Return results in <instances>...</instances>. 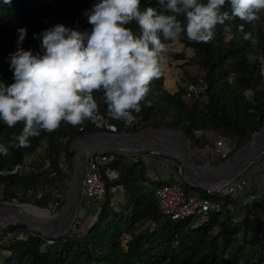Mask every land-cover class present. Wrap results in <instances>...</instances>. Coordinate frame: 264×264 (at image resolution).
<instances>
[{"label": "trees", "instance_id": "16d2710c", "mask_svg": "<svg viewBox=\"0 0 264 264\" xmlns=\"http://www.w3.org/2000/svg\"><path fill=\"white\" fill-rule=\"evenodd\" d=\"M97 2L9 0L5 3V0H0V82L5 85L14 83L9 57L17 50L18 29L27 30L21 47L36 54L41 51V41L34 39V34L40 35L57 24L77 31H91L92 25L84 12ZM149 5L158 7L157 0H141V10ZM224 10L230 11L228 3ZM240 25H244V32L254 34L255 43L243 38ZM127 27L139 33L135 21ZM177 41L194 52V57L186 64L197 68L200 77H188L187 80L198 84L201 78L207 86L203 93L207 100H186L185 86L171 93L165 88V78L161 73L149 86L150 91L141 102V112L133 113L135 124L127 127L123 119L108 118L107 105L101 100L102 92L94 93L100 114L107 121L103 127H97L88 120L86 129L79 132L80 125L61 122L56 131H41L39 136L30 138L27 147H11L8 156L0 155V171L8 170L10 173L0 176L4 201L16 199L15 190L37 189L41 185H48L52 190L68 181L75 158L72 144L86 135L109 133L108 125L114 126L113 133L117 134H134L151 127L181 130L195 146L201 145L195 135L197 131H213L224 138L236 139L237 149L263 131L262 27L256 21L247 23L233 17L214 29V37L208 43L190 41L186 33ZM232 75L234 80L231 83ZM247 91L252 92L251 99L247 98ZM23 127V122L9 128L0 121V143L11 144ZM44 145L47 156L39 157L34 170L24 172L27 159ZM114 153L116 159L111 167L119 173L120 180L113 183L107 180L105 201L100 205L96 221L88 225L84 233L52 240L25 225L6 226L2 228V236L9 233H16V236L8 245L11 255H0L1 264H264V219L253 218L233 197L221 198L217 193L191 187L180 178L187 196L222 200L225 202L223 210L211 213L204 223L197 219L161 220L154 191L161 182L151 181L150 187H146L144 182L148 181V169L144 160L134 162L125 154ZM63 159L67 172L60 167ZM118 186L123 188L124 204L115 208L110 190ZM51 195L47 191L44 198ZM18 201L29 203L22 199ZM41 203L42 200L34 202L38 206ZM230 205L234 207L233 211ZM235 216L241 217L240 224L232 223ZM149 220L159 223L157 229L141 231Z\"/></svg>", "mask_w": 264, "mask_h": 264}, {"label": "clouds", "instance_id": "9594fccd", "mask_svg": "<svg viewBox=\"0 0 264 264\" xmlns=\"http://www.w3.org/2000/svg\"><path fill=\"white\" fill-rule=\"evenodd\" d=\"M226 3L230 11L224 10ZM157 5L141 10V0H98L84 12L91 31L57 24L34 34L41 41L36 54L21 47L27 30L18 29L17 50L9 57L14 83L0 82V121L24 127L11 144L0 143V155L27 147L30 138L56 131L61 122L106 125L94 93L102 92L112 118L131 123L167 62L169 45L162 38L176 41L186 33L190 41L208 43L218 25L233 17L252 23L264 11V0H157ZM133 21L139 33L127 27ZM239 31L255 43L244 25Z\"/></svg>", "mask_w": 264, "mask_h": 264}, {"label": "built area", "instance_id": "2783aa9c", "mask_svg": "<svg viewBox=\"0 0 264 264\" xmlns=\"http://www.w3.org/2000/svg\"><path fill=\"white\" fill-rule=\"evenodd\" d=\"M259 25L264 30V20ZM167 42L174 45V43L178 41L176 40ZM180 47H182L180 52L186 53L189 51L190 53V55L187 53V57L189 59H186L183 63L188 62L194 57V52L191 49L185 48L183 44L180 45ZM166 57L167 62L164 65L162 75L167 81L168 75L170 74L172 77L174 72L177 71L176 69L178 63L173 60V58H169V56ZM186 71V68H181V70L178 71L176 78L178 83H181V80H187ZM233 80L234 75L230 77V82L232 83ZM198 82V84H193L187 80V82L182 85L187 88V94L185 96L186 100H207V97H203V93L207 86L201 78H199ZM246 96L248 99H251L253 94L251 91H247ZM135 122L136 119H134L131 123L125 122V125L127 127H132ZM110 127L113 129V131L115 130L114 126L108 125V128ZM84 129H86V125L80 124L79 132L83 131ZM195 135L199 140L203 139L205 142V148L201 149L202 152L199 155L204 157L202 162H205V164L213 163L214 165H218L221 161L225 162L229 160L238 150V143L236 139L224 138L216 132L197 131ZM114 152L115 151L102 152L92 150L89 151L85 157V170L80 188V196L87 202L94 201L98 204L97 213L96 215L90 217L91 221L89 225L96 221V216L100 210V205L105 201L107 194V180L110 183L120 180L119 173L111 167V164L116 159V154ZM42 155L47 156L46 145H44L43 148H41L37 153L31 155L27 159L23 171L29 172L34 170L36 168L34 163ZM132 160L137 162L139 159L138 157H134ZM142 160L145 161V159ZM255 165H257L258 168L253 182L244 176V172L248 167H250L248 166L246 170L243 171V173L230 180L220 191L216 193L221 198L227 196L233 197L239 202V205L245 208V211H247L253 218L264 219V178L260 176L264 173V152L261 153ZM60 167L64 172L68 171V167L64 163V160L60 162ZM167 168H165L162 174L155 172V170H149L147 172L148 181L144 182L146 187H150L149 185L151 181L161 182V185L157 186L154 190L160 210L161 220L169 219L172 221H185L187 219H197L199 223H204L209 218L211 213H218L223 210L225 202L222 200L214 201L211 198H204L194 195L187 196L182 189L180 175L171 172V170H167ZM112 189L123 193L122 186L111 188V190ZM47 191L48 185H41L37 189L15 190V195L17 198L13 201L18 202V199L26 200L29 203L39 201L44 198V195ZM3 192L4 186H0V201H4ZM123 201L124 195H120L118 198L113 197L114 207L118 208L119 204H122ZM56 204L59 206V203ZM229 208L231 211L234 210L232 205H230ZM82 213L84 214V212ZM232 223L235 225L240 224L241 217H233ZM158 225L159 223L157 221L149 220L141 228V231L146 229L151 231L155 230L157 229ZM15 236L16 233H9L7 236L0 237V255H11V250L8 249V245L12 240H14Z\"/></svg>", "mask_w": 264, "mask_h": 264}, {"label": "water", "instance_id": "95a60500", "mask_svg": "<svg viewBox=\"0 0 264 264\" xmlns=\"http://www.w3.org/2000/svg\"><path fill=\"white\" fill-rule=\"evenodd\" d=\"M156 134H165V135H177L181 137V141L183 146H178L173 141L168 142L167 148H173L178 151L182 159L173 157L169 154L162 153V152H156L153 150H150L158 155L167 157V158H174L180 162L179 167V174L181 175L184 183L191 187L195 188H201L207 190L209 193H216L220 191L230 180L233 178H236L238 175H240L245 169L242 168L238 172L235 173V175H231L230 173L226 174L223 170L225 167L233 163L234 161H237L250 147V145L255 140L256 136L264 135V130L259 132L258 134L254 135L252 139L243 147L237 150V152L227 161L223 162L222 164H219L218 166L214 167H207L203 165H196L194 164L190 159V140L188 136L185 134V132L181 130H174L170 128H161V129H147L139 133L129 134V133H97L92 135H86L78 140H76L71 147V151L75 153V158L73 162V174L70 181V187L67 192V202L64 206H67L69 195L71 192V187L75 183L78 175L79 169H82V180L85 170V157L89 151L97 150L102 152L107 151H116V152H122L126 153V148L135 149V150H141L145 149L147 147H144V144H140L139 141L141 139H152L154 135ZM148 149V148H147ZM135 156L136 154H132ZM216 177H212L214 174H216ZM190 177H197V178H203V177H209L212 178L211 182L215 184L214 188H207L205 186H202L200 184H193L188 179ZM81 180V184H82ZM81 188V185H80ZM79 195H80V189L77 190L76 193V205L78 207L79 204ZM22 206H29L34 209L41 210L40 207L32 205L30 203H10V202H2L0 203V211L1 209H7L12 208L13 214L11 213V216H2L0 218V227L5 226H11V225H25L28 227V229L40 233L44 235L45 237L49 239H57L62 236H65L66 234L63 232H58V230H55V225L51 220L46 221L44 218H39L35 216H31L30 213H27L26 211H23L22 209L19 211L17 208ZM20 209V208H19ZM63 209V211H64ZM48 210V209H47ZM77 210V209H76ZM49 211V210H48ZM63 211L61 213H63ZM50 212V211H49ZM60 213V214H61ZM59 214V215H60ZM75 216L72 218L70 222V226L72 222L74 221ZM4 222L6 224H4ZM69 226V227H70Z\"/></svg>", "mask_w": 264, "mask_h": 264}, {"label": "rangeland", "instance_id": "374dc122", "mask_svg": "<svg viewBox=\"0 0 264 264\" xmlns=\"http://www.w3.org/2000/svg\"><path fill=\"white\" fill-rule=\"evenodd\" d=\"M259 16H260V18L256 21L258 26L264 20V11H262L259 14ZM227 38H230V35H228ZM162 42L167 43V44H171V43H168L167 41H162ZM179 46H180L179 42L174 43V45L171 44V46L169 45V48H170L171 52L165 54L166 56H169V58L170 57L173 58V60H175L178 63L177 69H176L177 70L176 71V77H177L178 71L181 70V68H186L187 69V71H186V77L187 78L188 77L193 78V77L200 76L199 70L197 68H193V67L189 66L188 64H186L187 62L183 63L186 59H189L187 57V53H188V55H190V53H189V51H187L186 53L179 52V50L176 49ZM260 61L262 63V76H263V80H264V72H263V70H264V60L260 59ZM181 81H182L181 83L177 82V87L174 88V89H177V91H178L179 87H181L184 83L187 82L186 79L185 80H181ZM166 82L167 81L165 80V88L168 89L169 91H171V89H169L166 86ZM172 91H173V89H172ZM107 116H108V118H112V116L110 114H108ZM87 123H88V120H85L82 123V125H86ZM109 129H110L109 133H113V129L111 127ZM147 129H158V128L151 127V128L143 129L142 131L147 130ZM142 131H140V132H142ZM137 133H139V132H137ZM200 143H201L200 147L199 146H195L194 143L193 144L190 143V159H191V161L194 164H196V165H203V166L205 165L207 167L218 166V165H214L213 163L205 164V162L204 163L202 162L204 160V157L203 156H199V155L202 152L201 149L205 148L204 147L205 146V142H204L203 139H201ZM118 153L125 154L126 156L130 157V159H133L134 157L135 158L138 157L139 160H142V159L155 160L158 165L159 164H163V170L162 169H158V167L156 166V169H158L160 173L161 172L163 173L165 168L169 167V168H167V170H171V172H173V173H175L177 175H180L179 174L180 162L178 160L174 159V158H167V157L158 155V154H156V153H154L152 151H147V152H144V153H140V154L135 155V156H133L130 151H126V153H122V152L118 151ZM260 155L255 159V162L250 166L251 168L248 167L249 169L247 168V170L245 169L246 171L244 170L245 171L244 172V176L246 178H248L251 182L254 181V177L256 175L257 168H258V166L255 165V164L257 162V159L260 157ZM63 160H61V161H63ZM144 162L146 163V161H144ZM64 163H65V161H64ZM73 171H74V169H72L71 174H70V179L67 181V183H66V181H64L63 183L58 184V186H57L58 188L54 187V189H52V190L48 186V192L52 193V195H51L50 198H47V197L43 198L42 199V203H41L40 206L35 205L34 202H31L30 204L38 206L41 209H45V210L48 209L52 216L59 215L63 211L64 206H65V204L67 202V192H68V189L70 187V181H71V177H72ZM155 172H157V171L155 170ZM260 176L264 178V173L261 174ZM180 177H181V175H180ZM111 191H112L111 193H112L113 197H115V198H118L121 195L120 191L118 192L117 190L115 191L114 189H112ZM2 202H8V201H0V203H2ZM10 203H18L19 204L20 202L19 201L18 202L11 201ZM56 203H59V206H57ZM21 204H24V203H21ZM122 204H124V201H123ZM97 210H98V204L96 202H94V201L87 202L86 200H84L79 195V204H78L77 211H76L77 215H75V219L72 222V224H71V226H70V228H69V230H68L66 235H74V234L84 233L86 228H87V226L89 225V223L91 221L90 217L96 215ZM82 212H84V214ZM2 228H4V226L0 227V237L3 234L2 233ZM224 261H225V259L222 260V263ZM1 263H2V257L0 256V264Z\"/></svg>", "mask_w": 264, "mask_h": 264}, {"label": "bare ground", "instance_id": "6f19581e", "mask_svg": "<svg viewBox=\"0 0 264 264\" xmlns=\"http://www.w3.org/2000/svg\"><path fill=\"white\" fill-rule=\"evenodd\" d=\"M263 72H264V70H263ZM170 78H171V75L169 74L168 80L166 82L167 84L170 82L169 81ZM144 138H146V137H144ZM144 138L141 139L139 141V143L144 144V147H147L148 149L143 148L141 150H135V149L126 148V151H130L131 154L138 155L140 153H144V152L153 150L156 152L166 153V154H169L173 157L182 159V157L180 156L178 151L174 149V147L166 149L168 142H170V140L173 141L178 146L179 145L183 146L182 141H181L182 140L181 137H179L177 135H168L167 136L165 134H156L153 136L152 139H144ZM263 151H264V135H260V136L257 135L255 140L253 141V143L247 149V151L237 161H234L233 163L228 164L223 171L226 174L230 173L231 175H235V173L238 172L240 169H242V168L245 169L246 167L250 166L254 162V160ZM216 175H217V173L214 174L212 177H216ZM211 179L212 178H209V177H203V178L190 177V179H188V180L193 184H200V185L205 186L207 188H214L215 184L211 182ZM81 180H82V169H79L77 179L71 187V192L69 195L67 206L65 207L63 213H61L60 215L52 216L48 210H45V209L38 210V209L31 208L29 206L18 207L17 209L19 211L22 209L23 211L30 213L32 217L33 216L39 217V218L42 217L46 221L51 220V222H53L55 225V227H54L55 230H58V232H60V233L63 232L65 234H67V232L70 228L69 226H70V222H71L72 218L75 215H77V213H76L77 205H76L75 199H76L77 190L80 189ZM11 213L13 214L12 208L1 209L0 218L2 216H4V217L5 216H11ZM4 221L5 220H3V222ZM4 224H6V223L4 222Z\"/></svg>", "mask_w": 264, "mask_h": 264}, {"label": "crops", "instance_id": "0c3cea01", "mask_svg": "<svg viewBox=\"0 0 264 264\" xmlns=\"http://www.w3.org/2000/svg\"><path fill=\"white\" fill-rule=\"evenodd\" d=\"M260 14V13H259ZM179 42V41H178ZM180 43V42H179ZM168 45H170L171 46V44H168ZM173 45V44H172ZM180 45H182V43H180ZM177 50H179V52H180V50H182V47H177L176 48ZM171 51H170V48H168V52L167 53H170ZM180 63V62H179ZM173 78V79H172ZM177 77H176V72H174V74H173V76L171 77V79H170V82L167 84L166 83V86L169 88V89H173V91H172V89H171V93H175V92H177V89H174L175 87H177V79H176ZM168 90V89H167ZM169 91V90H168ZM145 161H146V165H147V172L149 171V170H156L159 174H162V172L160 173L159 172V170L158 169H162L163 170V164H157L156 163V161L155 160H152V159H145ZM156 166L158 167V169H156ZM121 195H123V193H121Z\"/></svg>", "mask_w": 264, "mask_h": 264}]
</instances>
